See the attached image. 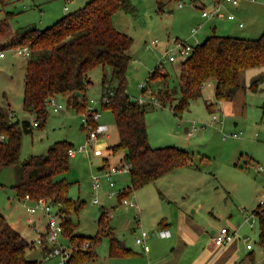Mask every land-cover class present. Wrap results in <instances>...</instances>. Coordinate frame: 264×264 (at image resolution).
<instances>
[{
	"label": "rangeland",
	"instance_id": "374dc122",
	"mask_svg": "<svg viewBox=\"0 0 264 264\" xmlns=\"http://www.w3.org/2000/svg\"><path fill=\"white\" fill-rule=\"evenodd\" d=\"M89 1L10 0L6 5L0 3V24L5 21L10 27L7 35L0 36V45L10 41L19 27L35 25L45 28ZM161 1L163 11L158 12L157 0H130L132 9L122 8L114 17L115 25L134 38L132 60L127 71V91L134 100L143 94L142 85H149L156 94L166 87L179 86L182 60H167L166 49L177 36L182 40L190 38L192 26L197 25L200 19L201 9L192 0ZM183 1L184 6L180 7L179 2ZM65 5L69 8L65 9ZM237 13L243 19L244 27H238L237 20H218L215 21V33L246 38H257L262 34L264 0H242ZM204 38L200 35V39ZM155 39L157 43L147 48ZM187 41L194 42L193 39ZM5 51L6 56L0 58V104H11L15 111L14 120L30 118L34 122L36 117L23 107L27 58L15 54L10 48ZM161 62L167 76L148 81L150 73ZM103 72L102 65L89 71L91 83L84 93L88 104L94 105L100 113L98 122L108 126L104 134L97 140L88 141L89 129L82 119V112L69 107L67 97L58 94V110L49 103L46 120L40 125H33V131L23 135L19 163L0 166V212L29 242H33L27 257L37 260V264H58L61 260L60 256H47L44 246L36 241L38 231H45L48 220L40 209L31 214L28 207L35 203L16 195L13 185L17 181V171L30 157L44 154L55 141L66 139L73 143L75 150L66 173L72 181L69 195L84 200L82 208L72 213L76 232L95 236L102 227L99 218L104 213L105 221L114 234L136 251L132 255L112 256L109 237L103 236L97 244L91 240L96 256L81 264H144L146 255L136 238L143 230L152 232L158 229V216H176L180 210L206 225L211 220H217L219 228L222 225L237 228L240 246L242 243L245 248L247 242L242 237L250 236L256 261L264 264V249L259 240L260 219L259 215L253 213L264 197V171L258 169L259 166L264 167V115L261 108L264 101V66L242 71L240 82L243 87L232 101H218L212 87L205 85L203 95L192 100L180 114L172 106L177 99L172 104L166 102L162 106H146L150 144L154 147L177 145L193 153L194 163L179 166L129 193L128 198L139 204V210L133 207L127 209L122 199L118 198L119 192L130 183L124 153L106 155L111 165L121 167L112 175L113 186L104 175L108 167L100 168L105 156L93 153L96 147H100L104 153L108 145L119 141L114 114L103 107ZM76 93L81 95L83 92ZM211 101L215 104L212 111L207 107V102ZM214 113L218 118L213 121ZM192 124H197L199 129L189 137L187 129ZM231 133L239 135L232 136ZM185 138H189V141H185ZM86 142L89 144V155L86 150H78ZM94 176L101 177L97 189H93ZM95 198L98 202H94ZM52 209L58 212L57 220L62 222L59 207L54 205ZM250 219L255 221L253 226ZM147 240L149 247L155 250L165 249L169 242V239L151 235ZM60 243L66 248L72 247V251L84 247H74L64 234L60 237Z\"/></svg>",
	"mask_w": 264,
	"mask_h": 264
},
{
	"label": "trees",
	"instance_id": "16d2710c",
	"mask_svg": "<svg viewBox=\"0 0 264 264\" xmlns=\"http://www.w3.org/2000/svg\"><path fill=\"white\" fill-rule=\"evenodd\" d=\"M9 1L0 0V3L6 5ZM122 8L131 10L130 0H91L45 28L35 25L19 27L10 41L0 45L2 49L27 45L31 50L26 63L23 107L36 117L38 125L46 120L49 99L58 94L67 96L69 107L86 111L88 100L84 91L91 83L89 71L97 65L103 66L102 96L109 89L114 90L110 100L103 102V107L112 110L119 132V141L108 148L112 154L124 153L130 172L129 185L118 194L120 200L177 167L194 163L193 153L179 146L154 147L150 144L147 104L132 99L127 91V71L132 60L134 38L115 25L114 16ZM157 10L163 11L161 0H157ZM3 23L0 24V36L7 35L10 30L9 25ZM260 66H264V31L257 38L213 33L195 44L190 55L182 61L179 86L166 87L157 95L162 105L166 102L172 104L177 99L172 106L180 114L192 100L203 95L204 85L212 80L216 99L230 101L243 87L240 82L242 71ZM160 68L158 65L150 73L148 81L167 76ZM77 91L83 93L80 95ZM207 107L212 111L214 103L207 102ZM261 107L264 115V101ZM14 115L9 106L0 104V134L4 135L3 140L0 138L1 167L19 163L23 135L33 131V122L29 118L14 120ZM72 146L71 141L57 140L46 153L25 161L18 169L17 181L13 185L16 195L24 197L29 194L32 200L44 197L57 205L63 215V234L74 247H83L87 240L97 244L103 236H108L112 256L135 254L136 251L114 234L104 213L99 218L102 227L95 236L76 232L72 213L82 208L84 200L69 196L71 182L66 173ZM109 161L104 157V167L111 166ZM253 213L259 215V240L264 248V205L259 203ZM93 244L91 242L89 248L73 250L67 264H81L95 257ZM32 246L33 242H29L0 212V264H37V260L27 257Z\"/></svg>",
	"mask_w": 264,
	"mask_h": 264
},
{
	"label": "built area",
	"instance_id": "2783aa9c",
	"mask_svg": "<svg viewBox=\"0 0 264 264\" xmlns=\"http://www.w3.org/2000/svg\"><path fill=\"white\" fill-rule=\"evenodd\" d=\"M241 0H192V3H195L202 8V16L205 18H227L229 20H233L236 18V14L233 12H228L227 10L224 9V4L229 3L233 6H238ZM183 2H179V6H183ZM65 9H68V5H65ZM239 25L242 26L243 23L239 22ZM201 24H199L197 27L192 28V33H195L198 30V27H200ZM157 40H152L146 47L149 48L150 45L156 44ZM198 42H196L197 44ZM195 44H191L186 40L182 39H177L174 38L173 44L169 46L166 49V54L165 57L169 61H175V60H184L186 59L190 53L193 50V46ZM13 50V52L17 55L24 56L26 58H29L31 55V50L29 46L23 45V46H17V47H12L10 48ZM6 49L0 48V58L4 57L6 55ZM162 64V62H161ZM142 91L143 94L137 99V101L141 104H150L152 106H162V103L158 97V95L149 87V85L144 86L142 85ZM114 94L113 89H109L108 93L103 97L102 101L103 102H108L110 100V97ZM52 103L55 105V110H58V104L56 102V97L53 96L49 99L48 104ZM100 117V113L97 111L96 107L94 105H87V110L82 112V119L85 123V126L89 129V137L88 141L90 140H97L102 134H104L108 126L106 124H100L98 122V119ZM218 116L217 114L212 115L213 121L217 119ZM94 121L97 122L96 125H94ZM33 125H38V122L35 121ZM199 129V126L197 124H192L190 129L188 130V134L193 135L197 130ZM230 135L232 136H238L239 134L237 133H231ZM0 138L3 140L4 135L0 134ZM89 147L88 142L86 144L80 146L78 148L79 151L86 150L87 155L90 154V152L87 150ZM75 150L70 149V154H74ZM94 154L100 155L102 154V149L100 147H96L93 151ZM129 167V165H128ZM121 167L117 165H111L109 166L105 172L104 175L106 178L109 180V183L111 186L114 185V181L112 180V175L116 172L119 171ZM260 170L264 171V167L260 166ZM94 181H93V186L94 188H98L100 186V176H94ZM24 199H30V195L26 194L24 196ZM35 205L29 206L28 211L33 214L35 213L38 209L42 210L44 212V215L47 217V225H46V230L45 232L41 233L38 238H37V243L49 248V255L52 256H60L61 260L58 262V264H67V260L72 254V247L71 248H66L60 243V237L63 234V224L61 221H58V212H55L52 207L54 206L53 203H51L50 200L47 198H39L34 201ZM122 203L128 206H135L138 207V204L128 198V196L122 197ZM260 204L264 205V197L260 200ZM246 220H249L247 218ZM251 221V226L254 225L255 221L254 219H250ZM238 234L237 228H230L227 225L221 226L218 228L213 235V239L215 244L217 245H225L231 242ZM160 236V237H167L171 235V232L168 228H158L156 230H153L152 232H148L147 230H143L141 235L136 238V242L141 244V246L144 248V250L148 251L149 250V244L147 242V238L149 236ZM244 241L247 242L246 246L247 248H252V242H250L251 237L250 236H243L242 237ZM91 246L90 241H86L84 243L85 248H89Z\"/></svg>",
	"mask_w": 264,
	"mask_h": 264
},
{
	"label": "crops",
	"instance_id": "0c3cea01",
	"mask_svg": "<svg viewBox=\"0 0 264 264\" xmlns=\"http://www.w3.org/2000/svg\"><path fill=\"white\" fill-rule=\"evenodd\" d=\"M241 1L238 6H233L229 3L224 4L225 10L236 14L235 19L233 20L228 19V21L237 20L238 27L245 26L243 19L240 18V16H238V13H237L238 9L240 8ZM199 8L201 9V12H202L201 6H199ZM201 12H200V19H198L196 23L197 25L192 26V28L197 27L199 24H201V26L198 27V30L195 33H192V29H191L190 38L188 39L186 38V41L192 40V39L194 40V42H192L191 44H196V42H201L209 35L215 33L217 29V24L215 23V21L227 20V18H222V19L205 18L202 16ZM239 22H242L243 25L240 26ZM200 35L204 36L205 38L200 39ZM175 38L180 39L179 36ZM159 65L161 67L160 71L163 73H167L166 71L163 70V65L161 63ZM205 85L212 87V90L215 95V83L211 80L207 82ZM204 87H203V91H204ZM65 97L67 96L65 95ZM223 102L225 103V101ZM5 106H9L14 111L10 103ZM214 109H215V104H214ZM189 129L190 128L187 129V133ZM195 133L193 135H195ZM193 135L188 134L189 137ZM107 136H109L108 133H107ZM185 141H189V138H185ZM109 146L110 145L107 146L106 152L102 153V155L105 157H108L106 155L112 154L111 149L108 148ZM73 155L71 154V156ZM106 167H104V160H103V163L100 166V168L104 169ZM69 181L72 184V181L70 179ZM93 189H97V188H94L93 186ZM27 200H30L33 202L35 201V200H32L31 198ZM94 202H98V199L95 198ZM125 206L127 209H129L130 207H133L137 210L140 209L139 204H138V207L128 206V205H125ZM209 206L210 208H214L213 205H209ZM199 207L202 208V204H200ZM158 218L160 219L157 221V226L159 228L160 227L168 228L171 232L170 236L162 237L164 239H169V242L166 244L165 246L166 248L165 249L163 248V250H155L150 247L149 250L146 251L141 246L144 254L146 255V257H144V264H258L256 261V256L254 254V246L252 248H247L246 246L245 248L244 246H242V243L240 246V239H239L240 237L236 236L231 242L225 245L215 244L213 235H214V232L219 228L217 220H211L206 225L204 223H201V221L197 220L193 215L187 214V212L184 210H180L176 214V216L175 215L173 216H167V215L161 216L160 215L158 216ZM215 218L217 219L218 217L216 216ZM161 220L163 222L160 224ZM34 224H36V221H34ZM38 232H39V235L43 233L40 231ZM44 251L47 256H51L49 255V248L44 246Z\"/></svg>",
	"mask_w": 264,
	"mask_h": 264
}]
</instances>
